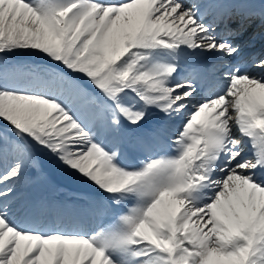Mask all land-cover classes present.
<instances>
[{
    "label": "snow or ice",
    "instance_id": "6c2138e0",
    "mask_svg": "<svg viewBox=\"0 0 264 264\" xmlns=\"http://www.w3.org/2000/svg\"><path fill=\"white\" fill-rule=\"evenodd\" d=\"M0 264H264V0H0Z\"/></svg>",
    "mask_w": 264,
    "mask_h": 264
}]
</instances>
